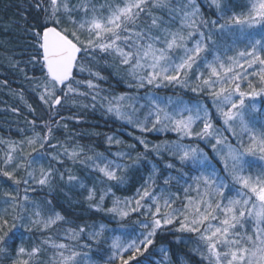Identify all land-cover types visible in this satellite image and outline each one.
<instances>
[{
	"label": "snow or ice",
	"instance_id": "snow-or-ice-1",
	"mask_svg": "<svg viewBox=\"0 0 264 264\" xmlns=\"http://www.w3.org/2000/svg\"><path fill=\"white\" fill-rule=\"evenodd\" d=\"M208 6L215 18L197 0H21L23 13H34L31 23L23 16L32 53L25 63L41 73L25 78L49 118L39 130L36 119L27 121L32 134L19 141L0 139L6 146L0 177L14 186L0 187V264H148L140 258L158 234L172 231L192 235L176 243L199 264H264V164L253 171L256 159L264 162V110L257 107L258 98L264 104V0H248L239 12L234 0H208ZM101 68L124 70L127 87L137 92L148 88L147 103L129 93L101 97L95 82L107 79ZM161 87L190 91L195 99L155 96L152 90ZM89 95L93 110L99 98L107 115L139 133L171 132L177 139L150 143L137 135L142 152L127 144L129 151L109 154L70 143V134L52 143L54 129H68L62 121L81 122L78 115L60 116V109L89 108L77 99ZM105 141L125 144L115 135ZM150 153L170 157L164 169L179 173L163 177V185L187 183L198 171L191 177L195 187H185L181 198L159 186L163 171ZM67 161L95 174L91 186ZM144 161L151 167L140 186L131 196H116L114 189L128 185L130 171ZM64 188L86 193L88 209L111 216L116 227L101 219L61 232L58 225L69 222L51 197ZM38 189L47 192L33 199L29 193ZM158 251L161 259L152 264H172L167 247Z\"/></svg>",
	"mask_w": 264,
	"mask_h": 264
},
{
	"label": "trees",
	"instance_id": "trees-1",
	"mask_svg": "<svg viewBox=\"0 0 264 264\" xmlns=\"http://www.w3.org/2000/svg\"><path fill=\"white\" fill-rule=\"evenodd\" d=\"M26 2V0H25ZM201 5V11L209 18H215V9L209 8L208 0H197ZM248 0H234V11H241L243 5H245ZM21 0H0V139L19 141L24 135H31V126L27 121L36 119L39 130V125L41 120H48L49 112L43 103L39 100L36 92L32 91V82L25 77L37 76L39 77L41 73L38 67L33 68L32 65L26 64L25 61L29 58L31 53V45L29 37L25 31V20L23 16L26 14L28 16L27 23L32 22V17L34 13H23L18 5ZM255 31H258L255 30ZM11 58V59H10ZM19 61L18 67H12V63ZM23 69L24 71H21ZM101 74L107 77L106 80L95 81L99 84L100 96H111L119 95L121 93H129L131 95H136L140 97V104H146L147 100L144 99L146 94L149 92L148 88L141 89L139 92L134 88H128L126 81L129 79L124 70H119L115 68H101ZM83 78H87V74H84ZM81 90L87 91L86 88ZM153 94L161 98L173 97L177 95L181 96L184 100L195 99L190 91H184L181 89H173L171 87L159 89H153ZM21 94L22 97L21 98ZM81 104H88L89 108H81L79 106L72 107L70 104H66L60 109V116L68 117L72 115H78L81 118V122L77 123L75 120L65 119L61 123H67V131L60 127L59 130L54 129L52 143L59 141H64L66 135H71L72 140L70 143L79 144L83 146L86 150L90 147L95 151L105 152L106 154L115 153L116 151H129L125 147L127 144H137V151H143L142 146H140L135 140V136L143 135L150 143H157L162 140H176L177 136L175 133H139L136 129L127 125L126 123L116 120L115 117L109 116L105 113L104 109L100 107L99 98L96 102V108L93 110L91 104V96L88 97H77ZM31 105L35 112H31L28 108ZM257 107L264 110V104L260 103V98L257 99ZM16 108L18 111L13 112L11 109ZM144 111H147L145 109ZM60 117H54V120H58ZM141 118H143V112L141 113ZM150 126V125H149ZM21 129L24 132L21 133ZM94 133H99L100 135H94ZM106 135H115L116 138L121 139L125 142L124 145L116 146L109 145L105 141ZM225 135H231L230 133H225ZM184 143H194L187 139L183 141ZM200 147L204 148L209 155H212L210 146L203 143ZM6 150L5 145H0V152ZM135 155V153H132ZM110 159L114 158L109 156ZM171 159L165 155L164 159H158L151 153L149 154L148 160L152 163L157 164L163 171V176L157 181V184L161 187L168 188L171 193H179L180 197L184 196V188L192 185L195 187L191 177L199 175L198 171H192L188 177H185L187 183L182 180L179 184L174 180L170 186L163 185V177L168 175L178 176L179 173L175 170L164 169V163ZM215 163V161H213ZM47 165L48 160L43 161ZM264 164V162L256 159V167L253 171H257L259 166ZM65 167L72 169L73 173L80 176L84 182L91 186L92 181L95 177L94 173H91L88 169L84 168L79 164H73L71 161H67ZM151 165L148 161L142 162L138 169H133L130 171V183L121 188L114 189L116 196L124 197L131 196L135 191L136 187H139L143 182L142 177L147 176ZM177 167H180L177 164ZM188 167H191L190 165ZM219 169L221 166L216 164ZM188 169L185 168V171ZM221 175L223 173L221 172ZM0 187L6 190L14 188L11 181H7L5 178L0 177ZM63 187V185H61ZM47 189L41 192L39 189L35 193H29L33 199H37L44 195ZM86 193H80L76 190H69L64 188V191H57L53 197L54 203L57 206V210H61L62 213L68 219V224L58 225L59 230L62 232L64 228L76 227L77 225L92 220L100 221L103 220L104 223L108 224L109 228L116 227V221L112 219L111 216H104L103 213H96L93 210L88 209L87 204L83 202V195ZM195 195V192L190 193ZM180 201H177V206H179ZM106 207L111 206V198L106 202ZM137 219L136 215H133L129 220L125 221L126 224H131L133 220ZM116 234H119L117 232ZM178 237H183L184 239H193L191 234L187 233H177L175 231L165 232L158 234L156 238V244L153 249H150L141 260H147L148 264H152V261L160 260L161 255L158 249L163 245L169 249V255L172 260V264H181L182 261L190 260L191 264H199V257L193 256L189 249L183 244L176 243ZM92 258L95 260L96 252L95 248L91 253Z\"/></svg>",
	"mask_w": 264,
	"mask_h": 264
}]
</instances>
